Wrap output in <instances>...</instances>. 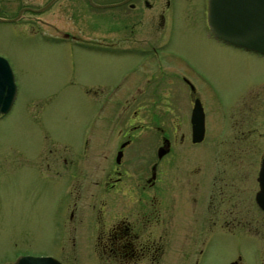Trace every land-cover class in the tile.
Wrapping results in <instances>:
<instances>
[{
  "label": "rangeland",
  "instance_id": "rangeland-1",
  "mask_svg": "<svg viewBox=\"0 0 264 264\" xmlns=\"http://www.w3.org/2000/svg\"><path fill=\"white\" fill-rule=\"evenodd\" d=\"M208 1H175L167 42L150 57L73 48L55 29L63 30L64 15L43 25L0 22V55L9 60L18 88L11 110L0 118V264H13L25 254L99 264L94 227L83 223L75 229L77 220L70 217L73 207L77 218L81 209L95 203L90 194L99 191L94 179L101 176L104 153L120 129L129 126L136 108L128 101L135 79L153 82L147 96L157 89L166 94L156 107L181 114L185 127L193 103V90L184 79L189 80L215 142L232 125L250 87L263 84L264 95V55L211 37ZM103 21L107 29L114 25L109 17ZM141 106L153 109V104ZM258 112L251 127H261L264 134V97ZM250 139L261 141L258 134ZM181 148L188 150L187 144ZM82 166L91 175L85 180ZM242 251L248 256L245 264H259L250 258L251 249L243 246ZM237 253L235 245L220 241L212 264H229Z\"/></svg>",
  "mask_w": 264,
  "mask_h": 264
},
{
  "label": "flooded vegetation",
  "instance_id": "flooded-vegetation-1",
  "mask_svg": "<svg viewBox=\"0 0 264 264\" xmlns=\"http://www.w3.org/2000/svg\"><path fill=\"white\" fill-rule=\"evenodd\" d=\"M175 1L184 0H0V22L43 25L64 15L63 30L55 29L62 40L73 42V48L150 57L167 42ZM107 17L114 23L111 29L104 25ZM209 30L211 37L231 44ZM184 80L193 90L186 127L181 114L156 107L166 94L155 88L154 94H145L152 81L134 80L128 101L136 108L128 117L129 126L120 129L116 142L104 153L101 176L94 179L99 191L90 194L95 203L83 207L77 218L73 207L70 220H77L75 229L83 223L94 227L99 264H212L220 241L235 245L238 252L229 264H245L243 246L253 251L252 260L264 262V134L250 123L258 110L263 111V84L241 96L238 107H242L233 115L232 125L223 128L218 134L224 137L216 136L223 139L215 142L207 134L198 91ZM197 101L205 123L200 141L194 140ZM141 102L153 104V109L142 110ZM140 115L148 120L140 122ZM255 134L260 142L251 141ZM184 144L188 150H182ZM210 146L214 148L208 157ZM161 147L167 152L159 157ZM180 154L193 158L179 160ZM168 156L176 158L165 159ZM141 158L144 162H139ZM85 166L80 172L84 180L91 177ZM66 258L59 260L77 264Z\"/></svg>",
  "mask_w": 264,
  "mask_h": 264
},
{
  "label": "water",
  "instance_id": "water-1",
  "mask_svg": "<svg viewBox=\"0 0 264 264\" xmlns=\"http://www.w3.org/2000/svg\"><path fill=\"white\" fill-rule=\"evenodd\" d=\"M260 8V0H209L211 31L217 37L233 45L264 53V0L263 26L261 24ZM17 91L13 68L9 60L0 55V115L11 110L17 97ZM193 121L195 124L194 140L200 141L205 123L204 111L199 101L196 102L194 107ZM166 152L167 150L161 147L159 157H162ZM15 264L64 263L51 255H21Z\"/></svg>",
  "mask_w": 264,
  "mask_h": 264
}]
</instances>
